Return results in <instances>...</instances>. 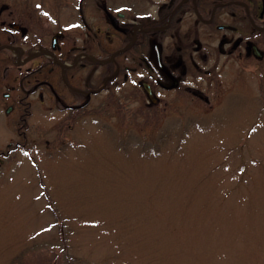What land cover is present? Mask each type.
<instances>
[{
    "label": "rangeland",
    "instance_id": "rangeland-1",
    "mask_svg": "<svg viewBox=\"0 0 264 264\" xmlns=\"http://www.w3.org/2000/svg\"><path fill=\"white\" fill-rule=\"evenodd\" d=\"M233 64L208 102L34 129L0 170V264H264V74Z\"/></svg>",
    "mask_w": 264,
    "mask_h": 264
},
{
    "label": "flooded vegetation",
    "instance_id": "flooded-vegetation-1",
    "mask_svg": "<svg viewBox=\"0 0 264 264\" xmlns=\"http://www.w3.org/2000/svg\"><path fill=\"white\" fill-rule=\"evenodd\" d=\"M233 63L264 74V0H0V170L45 121L66 144L121 98L208 102Z\"/></svg>",
    "mask_w": 264,
    "mask_h": 264
},
{
    "label": "trees",
    "instance_id": "trees-1",
    "mask_svg": "<svg viewBox=\"0 0 264 264\" xmlns=\"http://www.w3.org/2000/svg\"><path fill=\"white\" fill-rule=\"evenodd\" d=\"M223 259V258H220ZM171 264H175L174 262H172ZM189 264H196L195 262H190Z\"/></svg>",
    "mask_w": 264,
    "mask_h": 264
}]
</instances>
